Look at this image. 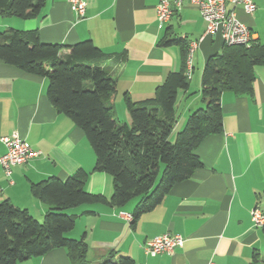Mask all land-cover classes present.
I'll list each match as a JSON object with an SVG mask.
<instances>
[{"label": "crops", "instance_id": "1", "mask_svg": "<svg viewBox=\"0 0 264 264\" xmlns=\"http://www.w3.org/2000/svg\"><path fill=\"white\" fill-rule=\"evenodd\" d=\"M85 1L81 19H76L70 0H46L34 19L0 18V33L38 30L43 43L71 47L92 41L105 54L125 55L111 76L117 83L112 96L116 120L126 125L130 118L124 95L136 103L151 99L167 75L182 67L181 48L162 47L159 42L166 35L186 39L188 47L197 42L189 90L178 95L179 120L170 136L174 141L194 106L205 105L200 99L202 74L207 59L221 52V38L206 33L200 12L188 3L161 26L156 17L159 0ZM253 1V14L241 7L227 8L264 44V0ZM255 76L253 96L222 94L223 131L205 138L195 151L202 167L175 184L162 204L143 214L136 226L128 216L137 202L121 208L99 203L71 209L68 214L77 216V221L68 237L85 238L89 261L97 264L115 250L135 264H264V228H255L251 220L254 208L264 212V66L255 68ZM47 88L45 78L0 61V157L6 153L1 139L13 133L41 152L13 167L10 178L0 165V201L28 210L38 221H43L47 206L32 196L30 188L48 178L64 181L83 169L90 172L88 193L107 199L113 194L111 176L93 171L96 157L85 133L57 112ZM166 233L182 237L183 247L170 256L147 255L146 243ZM20 264L70 262L65 249H55Z\"/></svg>", "mask_w": 264, "mask_h": 264}, {"label": "trees", "instance_id": "2", "mask_svg": "<svg viewBox=\"0 0 264 264\" xmlns=\"http://www.w3.org/2000/svg\"><path fill=\"white\" fill-rule=\"evenodd\" d=\"M45 5L46 0H0V18L31 20ZM159 45L179 46L182 67L167 75L151 99L136 103L124 95L130 118L126 125L116 120L112 96L117 83L111 76V69L123 63L125 55L105 54L92 41L71 47L43 43L38 30L0 33V61L47 80L53 107L85 133L96 157L93 171L107 173L113 181L109 199L87 192L90 172L83 169L64 181L51 177L32 184V196L47 206L42 222L28 210L0 201V264L23 263L55 249H65L70 264H93L87 258L85 238L68 237L77 216L66 212L99 203L121 208L136 199L131 215L136 226L143 214L162 204L175 184L190 179L202 167L195 151L205 138L223 131L222 94L253 96L255 68L264 66V44L259 41L250 47L223 44L204 66L200 93L205 107L191 112L171 141L179 120L178 95L190 86L185 75L188 42L166 35ZM63 50L69 53L64 56ZM117 256V251L110 250L97 264H135L131 257Z\"/></svg>", "mask_w": 264, "mask_h": 264}, {"label": "built area", "instance_id": "3", "mask_svg": "<svg viewBox=\"0 0 264 264\" xmlns=\"http://www.w3.org/2000/svg\"><path fill=\"white\" fill-rule=\"evenodd\" d=\"M185 3L198 9L206 23V33L219 36L223 44L250 47L255 41L250 28L237 18L234 11H229L227 8L228 5H232L234 8L241 7L247 14H253L256 10L253 0H159L156 6V17L159 25L168 23L174 11L182 9ZM70 4L77 20L85 16L87 6L85 0H70ZM197 47V42L190 43L188 47L185 71L188 79H191L193 74V59ZM1 142L6 147V153L0 157V165L9 178L13 167L26 164L41 154L40 151L33 150L18 133L3 137ZM251 220L255 228H264V212L261 209L254 208L251 211ZM183 245L184 239L182 237L166 233L149 240L144 246V251L152 257L170 256ZM208 264H215V262L210 261Z\"/></svg>", "mask_w": 264, "mask_h": 264}, {"label": "rangeland", "instance_id": "4", "mask_svg": "<svg viewBox=\"0 0 264 264\" xmlns=\"http://www.w3.org/2000/svg\"><path fill=\"white\" fill-rule=\"evenodd\" d=\"M1 20V19H0ZM194 87V86H193ZM200 99H201V96H200ZM201 101V100H200ZM205 107V105H202L201 104V106H194V108H193V111L192 112H194L195 110H197V109H200V108H204ZM137 202V200L135 199V200H132L130 203H136ZM66 213H69V214H72V210H68ZM40 222H42V221H40ZM76 240H81V238H79V239H76ZM119 257H127V256H124V255H118ZM117 256V258H119ZM20 264V263H19Z\"/></svg>", "mask_w": 264, "mask_h": 264}]
</instances>
